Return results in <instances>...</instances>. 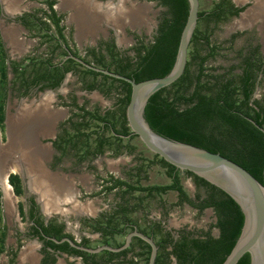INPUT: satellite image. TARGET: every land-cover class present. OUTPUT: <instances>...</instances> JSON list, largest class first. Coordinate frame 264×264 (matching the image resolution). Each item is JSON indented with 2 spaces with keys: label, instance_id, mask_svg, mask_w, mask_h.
Listing matches in <instances>:
<instances>
[{
  "label": "flooded vegetation",
  "instance_id": "af4514ba",
  "mask_svg": "<svg viewBox=\"0 0 264 264\" xmlns=\"http://www.w3.org/2000/svg\"><path fill=\"white\" fill-rule=\"evenodd\" d=\"M17 1L19 2L17 3L18 8L15 6V8L10 9L9 6H6L5 0H0V8L5 5L8 9L5 10V14L2 13V16H0V20H4L5 22L2 24L0 21V39L2 40L1 44L4 54L8 59L10 55L6 45L10 49L12 47L11 44L9 46V41V43H3L7 39L6 33L9 29H14L17 35L22 32L25 33L29 36L26 39L31 40L30 42L34 40L33 42L36 45L33 49L29 48L30 50L25 51L27 54L20 57L17 55L19 59L10 60V68L11 64L16 62L22 64L23 67L30 65V70H32L33 65L36 63H33L31 59L40 62L50 59L52 63L50 66L51 72L54 68L60 67L59 70L60 72H64L65 77L61 81V84L56 87H51V83L55 81V78L53 80H43L37 85L30 82L22 86L16 82H8L6 86L7 103L4 106V129L0 130V141L8 143L10 139L8 130L13 129L11 124L16 126L17 122H22L21 124L25 125L26 129L20 128V136L24 135V137L32 139L33 146L31 145L30 147L33 148L31 150L34 154L36 150H40L44 154L38 159V166L42 174L44 172L46 182L51 179L53 182L62 184V190H64V193L67 192L66 197L68 199H64L65 197L63 198L60 195L56 196L55 194L60 191V188L54 190V184L49 183L50 185L46 190H51L49 195L56 200V203L51 202L49 207V203L44 199V194L34 184L35 177L33 174L31 176L28 173L29 167L26 166L27 164L21 163V166L23 165V172H17L16 175L20 178L22 194L16 195L15 189L10 184L8 178L9 185L12 187L11 195L13 196H11L8 202L4 200V205L2 206L3 213H7V210H9L7 214L8 222L7 224H3L6 233L5 250L3 253H7L10 257L8 264H149L152 248L139 237H133L129 247L119 252L103 250L99 253H89L76 249L69 242L64 241L70 239L75 245L87 249L101 247L121 249L126 244L127 237L134 232L141 233L154 241L158 247L156 264L158 260L164 264H178L174 256L170 257V251L172 250V246H170V233L174 240H178L182 235L189 234L190 237H198L208 231H211L212 236L218 237L220 231L212 227L213 224L210 228L203 231H195L188 228H170L172 225L170 222V204L165 203L161 198L165 196L170 197V193H174L177 203L179 201L177 192L169 190L160 195L156 191H142L143 188H152L154 186H170L172 179L169 175V168L160 163L158 155L152 153L153 157L151 160L143 158L140 145L144 144L139 137L132 134L126 116L125 119L129 133H122L123 130L120 122H123V118L120 115L119 109L121 107L120 99L126 97L124 87H120L118 90L112 91L109 96H106L98 88L104 86L102 77L96 79L98 87L90 90L88 89V85L93 82L92 78L88 77L84 81L76 70L71 69L66 71L64 68V65L70 59L69 56L74 55L90 65L109 70V68L96 64L91 51L95 49L96 52H101L106 55L107 61H109L110 57L107 53V47L110 45H114L115 51L122 57H135L136 52L134 49L139 45L138 43L141 40L144 41L145 45L155 42L160 31L161 17L155 23H151V25L149 23V26L145 24L146 28L141 30L143 31L142 33L127 29L124 27L125 25L120 30L115 24L111 23L114 20L110 22L108 18L103 19V16L107 14L103 11L108 9L103 7L102 11H100L101 9L97 6L99 10L96 13L92 12L93 14L89 15V20L90 17L93 18V15L97 16L98 14L100 17L104 13L102 18L97 22L98 24L95 27L91 28L90 34H83L85 37H79L78 27L80 25L76 23L78 18L75 17L78 16V11L74 7L72 10L62 9L61 5L66 6L64 5V0H62V4L60 0H53L55 1L53 6L47 3L48 0H42L37 5V8H34L32 3L27 4V2H22V0ZM95 1L100 5L99 7L121 2V0ZM108 1L112 2L107 3ZM230 1L236 9H241V11L237 16L231 17L229 21L224 23L236 21L238 24L237 30L241 31L240 28L243 29V32L237 31L236 34L234 32L231 40L234 41L237 37L247 36V39L249 38L248 42L253 41L255 44L246 49V54L252 53L256 48H259L258 52L264 59V21H261L263 18L257 17L258 20H255L254 23L242 24V21H244L251 9L254 8L253 11H258L256 6L260 5L259 0ZM222 2L223 0H218L213 6H222ZM53 12L57 18L61 19L60 27L64 28L65 43L59 36L57 28L50 17ZM258 16L260 15L258 14ZM105 20L109 23L105 22ZM43 23L50 25L49 31ZM80 30L82 35L85 31L82 28ZM148 30H150V35L147 34ZM46 34L52 36L49 41L45 37ZM8 39L11 43L14 41L13 33ZM20 40L21 38L18 39L21 44ZM41 40L43 42L39 43ZM24 43L26 42L24 41ZM128 45L130 48H128ZM21 46L23 45L21 44ZM42 47L45 49L44 52L39 51ZM23 48L26 49L24 46ZM219 52H221V47ZM17 54L20 53L18 52ZM59 57H63V59L58 61ZM84 69L87 68L83 66L79 67V70ZM262 70L263 72L257 73V82L250 101L252 106L256 100L264 99V89L258 92V89L264 83V68ZM109 71L119 74L116 72L115 67H112ZM241 72V68L235 70V73L240 74ZM11 73L16 79L12 68ZM74 77H77V80L75 83H72L73 88L69 92H64L63 89L66 83L70 82L71 78ZM109 85L110 82L106 83L104 88L107 89ZM114 86H117V84ZM80 92L82 94L81 98L79 97ZM93 94H97L107 101L113 100V102L107 106L102 105L101 102L97 103V105H91L93 99L90 96ZM70 108L73 109L72 114H70ZM82 108H84V111ZM96 109H99V116L103 118L107 117L108 112H113L116 116L113 118L107 117L102 121L98 118L93 120L89 116H85V111L95 112ZM16 115V119L13 120V117ZM112 120L119 122V125L113 128ZM86 122L89 124V127L82 129L78 133L75 130V126ZM44 123H46L45 126L47 127V131L45 132L42 128ZM11 131L14 138L13 142H15L18 136L15 135L14 129ZM112 137L114 138L112 139ZM136 140L139 141L140 145L135 144ZM112 142L113 144H111ZM101 144H103L102 147ZM87 153L91 155L84 156ZM123 156L130 158V161L133 160V162L127 164L126 159L121 158ZM108 159L112 161L110 162ZM69 160H73L75 163V165L72 164L71 168L67 165ZM100 160L103 164L108 165V163H112L113 170L118 171L121 177H115L111 174L107 178H101V173L97 171V164H95V161ZM116 161L123 163V165L117 164L118 162ZM107 167H110V165ZM154 168L163 170L165 177L171 182L166 185L151 183L152 178L149 172ZM181 173L179 174L181 175ZM184 173L186 174V172ZM112 176L115 180L124 181L128 185L136 187L137 190L126 196L122 195V191L126 187L122 189L115 188L112 191L108 190L107 188L114 185V180H111ZM43 181L45 180L42 178L41 182ZM95 182H97V187L95 186ZM192 182L195 191L192 196H189L195 199L198 189L193 179ZM109 194L115 195V203L111 204L110 208L107 210H90V203H93L92 201L95 198L109 196ZM128 198L130 202L127 205L124 199ZM154 203L157 206L158 214H154L151 207ZM126 207L128 208L127 210L125 209ZM174 207L181 208V206ZM182 207H189L200 215L198 210L191 207L188 203H184ZM207 210H211L215 215V211L211 208L205 209L203 213ZM215 218L216 222L214 225L217 223L216 215ZM214 229L218 231V235L216 236L212 232ZM56 232H59L62 237L61 239L56 237ZM11 235L15 244L12 249L11 247L9 249L6 244L10 240ZM167 241L169 243H166ZM64 243H68L70 248L81 253L71 254L52 246V244L60 246ZM163 248L169 253L168 259L161 257Z\"/></svg>",
  "mask_w": 264,
  "mask_h": 264
},
{
  "label": "trees",
  "instance_id": "16d2710c",
  "mask_svg": "<svg viewBox=\"0 0 264 264\" xmlns=\"http://www.w3.org/2000/svg\"><path fill=\"white\" fill-rule=\"evenodd\" d=\"M149 1L156 2L165 9L161 16L159 35L153 44L145 45L144 41L141 40L134 49L135 57H122L115 51V46L110 45L107 47L109 61H107L106 55L101 52L98 53L95 49L91 51L96 64L109 68V70L115 67L117 73L129 77L137 83L165 77L171 72L176 61L181 34L190 11L188 0ZM47 3L53 6L55 1L48 0ZM222 4V6H215L210 12H200V21L191 41L190 49L192 48V51L189 52L190 59H188L184 75L172 86L160 90L149 99L145 108V119L151 129L159 135L206 149L212 153L221 154L242 166L264 185V132L260 129L264 128V99L256 100L253 106L250 104L257 82V73L263 72L262 69L264 68V59L258 52L259 48L242 56L241 64L238 66L227 69L223 66H206L209 61L215 60L220 55V47L212 43V32L200 30V24L205 22L208 28L212 23L217 26L221 22L229 21L231 17L237 16L241 11V9H236L230 0H223ZM50 17L59 36L65 43L64 28L60 27L61 19L57 18L54 12ZM43 25L48 31L50 30V25L46 23ZM45 37L48 41L50 37L52 38L48 34ZM202 52H206V54L202 56ZM0 57L6 59L1 43ZM31 61L36 63L32 64V70H30V65L23 67L20 63L13 62L11 64L16 83L22 86L30 82L37 85L43 80L55 78L51 87L61 84L65 74L60 72V67L54 68L51 72L52 63L50 59L42 62L35 59H31ZM193 65L195 66L194 70L192 69ZM79 67L82 66L72 59H69L64 65L66 71L74 69L80 73L84 81L88 77L92 78L93 82L88 85L90 90L98 87L96 83L98 77H102L104 85L98 88L106 96H109L112 91L124 87L126 97L120 99L119 111L123 118L120 126L123 130L122 133L128 134L129 128L125 116L131 98V85L89 69L79 70ZM238 68L242 69L240 74L235 73ZM55 72L57 73L55 74ZM1 76L5 81L7 80V71L4 67L1 69ZM108 82L110 85L105 89V84ZM116 84L117 86H114ZM82 110L84 111V108ZM99 114V109H96L95 112L85 111V116H89L93 120L98 118L102 121L107 117L116 116L113 112H108L106 118L99 116ZM250 120L254 121L256 125ZM3 123L4 106H0L1 129H4ZM88 125L87 122L76 125L75 130L79 133L82 129L89 127ZM117 125L119 122L113 121V128ZM87 155L91 154L87 153L84 156ZM159 161L169 168L172 183L165 187L143 188L142 191H156L160 195L169 190L177 192L179 201L174 206L182 207L184 203H188L197 209L200 215L205 209H213L217 223L212 227L220 231L218 237L212 236L211 231H208L198 237H190V234L182 235L178 240H174L170 233V246H172L170 257L174 256L178 264H223L233 250L244 225V215L240 206L230 196L206 180L186 172L193 179L198 189L195 199L191 198L181 183L180 171L161 158ZM111 180H114V185L107 188L110 191L115 188L126 187L122 191V195L126 196L137 190L136 187L130 186L124 181L115 180L113 176ZM9 182L14 187L16 195H21L22 188L19 176L10 175ZM124 200L128 205L129 198ZM2 223L0 201V253L5 250L6 239ZM56 237L62 238L59 232H56ZM52 246L71 254L81 253L70 248L68 243L60 246L52 244ZM161 254L162 258L168 259L169 253L166 249L163 248ZM157 264L164 263L158 260ZM238 264H251L250 255L245 254Z\"/></svg>",
  "mask_w": 264,
  "mask_h": 264
},
{
  "label": "water",
  "instance_id": "95a60500",
  "mask_svg": "<svg viewBox=\"0 0 264 264\" xmlns=\"http://www.w3.org/2000/svg\"><path fill=\"white\" fill-rule=\"evenodd\" d=\"M188 1L190 4L189 16L181 34L176 61L171 72L165 77L137 83L129 77L90 65L74 55H70L69 58L89 70L130 84L132 92L126 109V117L132 134L139 137L150 152L158 155L180 172H190L206 180L230 196L240 206L244 215V225L240 237L223 264H238L245 254L250 255L251 264H264V185L242 166L221 154L212 153L206 149L159 135L151 129L145 119V108L149 99L160 90L172 86L185 73L191 41L200 18V0ZM111 2L108 1L107 3ZM60 3L62 4L61 0ZM103 7L108 9L109 6H102L101 9ZM61 8L73 9L71 6H61ZM99 9H94L92 12L96 13ZM98 17V14L97 16L93 15L88 23L96 25V18ZM250 121L256 125L254 121ZM260 129L264 132V128ZM12 134L11 129H9V142L0 146V166L7 178L10 176L7 172L11 168L16 167L18 172H23V167L15 164L18 159L17 156L11 158L12 162H6L4 159L14 141ZM133 237H139L151 246L149 264H156L158 247L152 239L138 232L130 234L126 244L121 249L110 247L87 249L75 245L70 239L64 241L69 242L76 249L89 253H99L103 250L119 252L129 247Z\"/></svg>",
  "mask_w": 264,
  "mask_h": 264
},
{
  "label": "rangeland",
  "instance_id": "374dc122",
  "mask_svg": "<svg viewBox=\"0 0 264 264\" xmlns=\"http://www.w3.org/2000/svg\"><path fill=\"white\" fill-rule=\"evenodd\" d=\"M41 1L42 0H26V1L22 0V2H27V4L32 3L34 8H37V5ZM91 1L93 2V0H91ZM217 1L218 0H200V2H201L200 11L201 12L210 11L214 7L213 5ZM93 3L97 4L96 2H93ZM97 5H99V4H97ZM108 6L116 7V8L121 7L120 8L121 14L123 11L131 12L134 10H138L139 12H136V16H138V17L141 16L140 18H143V20L141 19L138 21V23L133 25L130 23L129 20L126 21V18L124 16L125 14L124 15L122 14L124 16L123 19H125V20L121 21V23L119 22L118 25L120 27H118V25H117V28H119L121 30V27H123L125 25L124 27H126L127 29L137 31L139 33L140 32L142 33L143 31H141V30L146 28L145 24H148V26H149V23H150V25H151V23H155L156 20L159 19V17H161L162 13L165 11V9L163 7H161L158 3L153 2V1H149V0H121V2L119 1L117 4H108ZM17 8H18V5H17ZM256 8H257V6H256ZM5 10H8L5 5L0 8V16H2L1 15L2 13L5 14L4 13ZM253 10H254V8L252 10H250V12H252ZM74 16H75V14H74ZM75 17H77V16H75ZM100 18H102V17L100 16ZM0 19H1V17H0ZM257 20L258 19H256V21ZM0 21L2 24L5 23L4 20H0ZM261 21H264V18ZM105 22L109 23L108 21H105ZM254 22L255 21L245 22V20H244V21H242V24H246V23L249 24V23H254ZM76 23L78 24V21ZM136 25H141V26H136ZM94 27H95V25H94ZM237 27H238V24L236 21H231V23H227V24L221 23L217 26L214 23H212L209 26V28L207 26V23H205V22H202L200 24V30L201 31L208 30L209 33L212 32V36H211L212 43L221 47L220 55L215 60L209 61L206 65L207 67L223 66L224 68L227 69V68H230L232 66L238 65L242 60L241 57L247 53L246 49L255 44V42H253V41H252L253 43L252 42L249 43L248 42L249 38L247 39V36H240V37H237L236 40L232 41L231 38L234 35V32H235V34L237 31L243 32V29L240 28L241 31H239V30H237L238 29ZM78 29L80 32V33H78L79 37H82V36L85 37L84 35H87L84 33H82V35H81L80 27H78ZM12 33L14 35V41L11 43V41L8 38H9V36H12ZM66 33H68V31H66ZM147 34L150 35V30H148ZM6 36H7V39H5V41H3V43L4 42L9 43L10 42L9 46L11 44L12 47L10 49V48H8V45H6L7 50H9V55H10L8 58L9 60L7 58L4 59V58L0 57V106H5L7 103V87H6L7 83L8 82H11V83L15 82V78L13 77V75L11 73L9 61L10 60L14 61V60L19 59L20 56L27 54V53H25V51L33 49V47L36 45L33 42L34 40H32V42H30L31 40H27L28 35H26L23 32L17 35V32L14 29H11V30L9 29L8 32L6 33ZM17 37H18V39L21 38L20 42L26 49H24L23 46H21ZM24 41L26 43H24ZM41 42H43V40L39 41V43H41ZM0 43H2L1 39H0ZM1 46H2V44H1ZM128 48H130L129 45H128ZM14 49H16V50H14ZM39 51L44 52L45 51L44 47H42ZM191 51H192V48L189 50V52L191 53ZM18 52L20 54H17ZM205 54H206V52H202V56H204ZM240 54H241V56H240ZM62 59H63V57H59L58 61L59 60L61 61ZM189 59H190V55H189ZM3 67L6 69L7 74H8L7 80H6L7 82L1 76V69H3ZM192 69L193 70L195 69L194 65H193ZM76 78L75 77L71 78V81L66 83V86L63 89L64 92H69L73 88L72 83L76 82V80H77ZM263 85H264V83L262 84L260 89H258V92H261L264 89ZM79 97L80 98L82 97L81 92L79 93ZM90 98L93 99L91 102V105H97V103L101 102L102 105L107 106L108 104L111 105L113 102V100H110V101L104 100L101 96H98L97 94H93L92 96H90ZM72 111H73V109L70 108V114H72ZM17 115L13 117V120L16 119ZM9 128H10V124H9ZM0 130H1V128H0ZM0 134H1V131H0ZM133 144H134V142H133ZM135 144L140 145L138 140L135 141ZM3 145H6V142L2 143V141H0V146H3ZM140 147H141V155L143 156V158H148L147 160H151V158L153 157L152 152H150L142 144L140 145ZM5 152H6V150H5ZM16 156L18 159H17L15 164L19 165L20 167H23V165L21 166V164L19 162L21 160V159H19V155H16ZM121 158L123 159V158H125V156H123ZM125 159H126L127 164H130L131 162H133V160L130 161V158H125ZM108 160L110 162L112 161L111 159H108ZM9 162H12V161H9ZM95 162H96L95 164H97V166H96L97 171H99L101 173V178H107L111 174L115 177H121L120 174L118 173V171L113 170V168L111 166L112 163H108V165H110V167H107L108 165L105 163L103 164V162H101V160L95 161ZM116 162H118V161H116ZM72 164L75 165L73 160H69L67 163L69 168L72 167ZM117 164L123 165V163H119V162ZM17 172H18L17 168L14 167V168H11L7 173L8 174H17ZM150 174H151V178H152L151 183H153V184L166 185V184H169L171 182L165 177L163 170H161L160 168L151 169L149 172V175ZM180 177H181V183L184 186L185 190L187 191V193L190 196H192L194 194V191H195L192 179L189 178L184 172L181 173ZM6 178H7V176H6ZM0 179H1V174H0ZM7 181H8V178H7ZM0 182H1V180H0ZM96 183L97 182H95V186L97 187ZM8 184H9V182H8ZM11 192H12V187H11ZM0 194H1V198H0L1 213H2V217H3V223L2 224H7V222H8V219H7L8 215L7 214L9 212V210H7V213H3L2 206L4 205L5 195H4V191L1 187V184H0ZM135 196H137V195H135ZM64 199H68V197H66ZM161 200L167 204H170V222L172 223L170 228L177 227L178 229L188 228V229H193L195 231H203V230L210 228V226L212 224L214 225V223L216 222L215 215L211 210H207L202 215H198L195 210H193L189 207H181V208L174 207V204L176 203V195L174 193H170V197L165 196V197L161 198ZM16 202H17V200L15 201V206H16ZM92 202L93 203H90L91 204L90 210L91 209H93V210H96V209L105 210L106 209L107 210L108 208H110L111 204L113 205L115 203V195L109 194V196L98 197V198H95ZM151 207L153 208L154 214L155 213L158 214L156 204L155 203L152 204ZM212 232L215 236L218 235V231L216 229H214ZM12 237L13 236L11 235L10 240H8L7 244H6V246H8L9 249H10V247L12 249L14 247V244H15V241L13 242ZM9 260H10V257L8 256L7 253H5V254L0 253V264H8Z\"/></svg>",
  "mask_w": 264,
  "mask_h": 264
},
{
  "label": "bare ground",
  "instance_id": "6f19581e",
  "mask_svg": "<svg viewBox=\"0 0 264 264\" xmlns=\"http://www.w3.org/2000/svg\"><path fill=\"white\" fill-rule=\"evenodd\" d=\"M6 1V3H7V5L9 6V8L10 9H13V8H15V4H17V0H5ZM65 1V0H64ZM73 1H75V0H73ZM86 1V3L85 2H80V1H76L77 3H78V5H76V7L78 8V11H79V13H78V16L76 17V18H78V23H79V25H80V28H82V30L83 31H85L84 32V34H86V33H88L91 29H88V28H90V27H92V25L90 24V23H88V21H89V18H87V16H89V15H91V14H93L92 13V10H94V9H97V7L96 6H99V5H96V4H93L92 2H91V0H85ZM259 3H260V5L259 6H257V10L258 11H253V12H250L248 15H246V17H245V22H252V21H255L256 19H258L257 17H261V18H264V0H259ZM70 4V3H69ZM85 5V6H82V5ZM86 6L87 7H90V8H92L91 10L89 9V8H86ZM92 6H95V8H93ZM75 7V6H74ZM81 8H86L85 10H82ZM90 10V11H89ZM109 10V9H108ZM115 10V11H114ZM114 10L112 11L111 9L109 10V12H107V15H105V16H103V14L105 13H103L102 14V16H103V19H107V18H109V19H111V20H115V22H114V24L117 26L118 24H119V22L121 23V21H123V20H125V19H123L124 18V16H125V18H126V21H130V23L131 24H133V25H135L136 23H138V21L139 20H143V18H140V17H138V16H136V12H139L138 10H134V11H131V12H127V11H123L122 12V14L124 15H122L121 14V9H117V8H114ZM85 13H84V12ZM258 14L260 15V16H258ZM140 15V14H139ZM101 16V17H102ZM98 19V20H97ZM101 18L100 17H98V18H96V22H98L99 20H100ZM142 23V22H141ZM118 27H119V25H118ZM19 117H21V116H19ZM18 117V118H19ZM20 121V120H19ZM39 122V121H38ZM22 123V122H21ZM20 122H17V124H16V126H13L12 124H11V126H12V128L14 129V133H15V135L16 136H18L17 137V139H16V141L15 142H13V144H12V146H11V148L8 150V152H7V150H6V152H7V154H5V156H4V158L7 160V161H11V158L14 156H16V155H19V159H21L19 162H20V164L22 163V164H27L26 166H28L29 168H28V173L29 174H31V176H32V174H33V176L35 177V179H34V184H36L37 185V187H38V189H40L42 192V194H44V199L45 200H47V202L49 203V207H50V205H51V202H53V203H56L55 201L56 200H54V198L53 197H51L50 195H49V193H50V191H47L46 189H47V187L50 185L49 183H52V184H54V190H56V189H58V188H60L59 190V192H56V196H58V195H60L61 197H65L66 198V196H67V192L66 193H64V190H62L63 189V186H62V184H59V183H56V182H53L51 179H49V180H47V182H46V176H44L45 174H44V172H43V174H42V172H41V169H40V167L38 166V163H39V161H38V159L40 158V156H42V155H44V154H42L41 153V151L40 150H36V153L34 154V152H32V150L31 149H33V148H31L30 146L32 145L33 146V141H32V139H29L28 137H24V135H21L20 136V134H21V131H20V128H23V130H25L26 129V126L24 125H22ZM48 123V122H47ZM45 124L46 123H44V125H43V131L45 132V131H47V127L45 126ZM48 125V124H47ZM10 126V127H11ZM13 129H11V130H13ZM41 129V128H40ZM23 132V131H22ZM40 132V131H39ZM30 134V133H29ZM30 136V135H29ZM30 147V148H29ZM40 154V155H39ZM6 161V162H7ZM0 174H1V182H0V184H1V187H2V189H3V191H4V195H5V201L6 202H8L9 201V199L11 198V188H10V186H9V184H8V181H7V178H6V175L4 174V172H2V170H1V166H0ZM48 177V176H47ZM42 178L45 180V181H43V182H41V180H42ZM49 181H51V182H49ZM49 189V188H48ZM66 189V188H65ZM66 191V190H65ZM63 194V195H62ZM8 206V205H7Z\"/></svg>",
  "mask_w": 264,
  "mask_h": 264
},
{
  "label": "crops",
  "instance_id": "0c3cea01",
  "mask_svg": "<svg viewBox=\"0 0 264 264\" xmlns=\"http://www.w3.org/2000/svg\"><path fill=\"white\" fill-rule=\"evenodd\" d=\"M61 1H62V0H61ZM94 1H95V0H93V2H94ZM80 2H82V1H80ZM83 2L86 3L85 0H83ZM91 2H92V1H91ZM93 2H92V3H93ZM95 2H96V1H95ZM17 3H18V1H17ZM69 3H70V4H69ZM6 4H7V3H6ZM93 4H95V3H93ZM64 5H66V6H72V8L75 6L74 9H76V10L78 11V8L76 7V5H78V3H77L76 1H73V0H65V1H64ZM96 5H97V4H96ZM6 6H8V5H6ZM14 6H17V4H15ZM61 6H62V5H61ZM82 6H85V5L83 4ZM92 7L95 8V6H92ZM96 7H97V6H96ZM86 8H89V9H90V7H87V6H86ZM86 8H81V9H82V10H85ZM98 8L101 9L102 7H99V6H98ZM114 8H116V7H110V6L108 7V9H109V10L111 9L112 11L114 10ZM118 8L120 9L121 7H118ZM118 8H117V9H118ZM65 9H66V8H65ZM65 9H64V10H65ZM109 10H106V11H103V12H106V13H107V12H109ZM100 11H102V9H101ZM114 11H115V10H114ZM83 12H84V11H83ZM78 13H79V11H78ZM84 13H85V12H84ZM79 14H80V13H79ZM87 18H89V16H87ZM108 20L111 22V19L108 18ZM105 21H107V20H105ZM114 22H115V20L112 21L111 23H113V25H114ZM96 24H97V22H96ZM91 25H92V27H90V28H88V29L93 28L95 24H91ZM91 30H92V29H91ZM79 33H80V32H79ZM89 33H91V32L89 31V32L86 33V34L88 35Z\"/></svg>",
  "mask_w": 264,
  "mask_h": 264
}]
</instances>
